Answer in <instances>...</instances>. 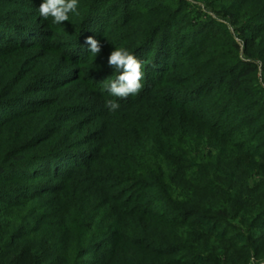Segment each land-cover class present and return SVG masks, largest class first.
I'll list each match as a JSON object with an SVG mask.
<instances>
[{"label": "trees", "instance_id": "16d2710c", "mask_svg": "<svg viewBox=\"0 0 264 264\" xmlns=\"http://www.w3.org/2000/svg\"><path fill=\"white\" fill-rule=\"evenodd\" d=\"M41 3L0 0V264H264V0Z\"/></svg>", "mask_w": 264, "mask_h": 264}, {"label": "clouds", "instance_id": "9594fccd", "mask_svg": "<svg viewBox=\"0 0 264 264\" xmlns=\"http://www.w3.org/2000/svg\"><path fill=\"white\" fill-rule=\"evenodd\" d=\"M78 7L79 0H42L37 12L43 20L50 19L53 24L61 25L69 21L70 13L78 14ZM86 45L95 58L101 52L100 42L92 36L87 38ZM109 65L119 73L115 79L105 82V91L113 98L107 106L114 111L120 107L117 98H127L142 89L143 70L139 59L125 47H115L109 57Z\"/></svg>", "mask_w": 264, "mask_h": 264}, {"label": "rangeland", "instance_id": "374dc122", "mask_svg": "<svg viewBox=\"0 0 264 264\" xmlns=\"http://www.w3.org/2000/svg\"><path fill=\"white\" fill-rule=\"evenodd\" d=\"M213 15V14H212Z\"/></svg>", "mask_w": 264, "mask_h": 264}]
</instances>
